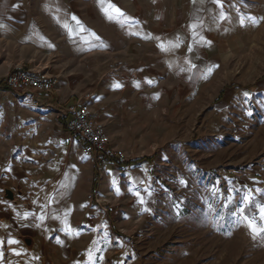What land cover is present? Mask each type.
<instances>
[{
    "label": "rangeland",
    "instance_id": "rangeland-1",
    "mask_svg": "<svg viewBox=\"0 0 264 264\" xmlns=\"http://www.w3.org/2000/svg\"><path fill=\"white\" fill-rule=\"evenodd\" d=\"M209 15L189 24L182 43L174 24L171 64L155 67L148 85L134 84L140 75L120 77L112 95L119 98L92 103L109 137L132 149L129 160L151 165L150 210L138 204L137 232L129 222L117 227L124 236L115 246L133 250L129 264H264V0H226ZM6 33L0 30V79L20 67L35 71L39 51ZM45 97L0 89L6 149L42 137L43 118L53 136L64 129ZM127 198L113 194L106 204L127 205Z\"/></svg>",
    "mask_w": 264,
    "mask_h": 264
},
{
    "label": "crops",
    "instance_id": "crops-1",
    "mask_svg": "<svg viewBox=\"0 0 264 264\" xmlns=\"http://www.w3.org/2000/svg\"><path fill=\"white\" fill-rule=\"evenodd\" d=\"M225 1L0 0V30L39 51L31 68L55 77L43 102L54 106L64 126L53 136L49 118H43V136L21 137L14 150L5 148L8 138L0 135V264H129L133 250L115 246L124 236L117 227L129 222L137 232L138 204L151 208L149 160L107 163L100 172L80 152V140L66 132L61 115L90 93L98 119L92 103L119 98L112 97L118 93L117 78L140 75L134 84L148 85L155 67L166 70L171 64L174 24L182 43L189 24H203L210 8ZM110 137V145L128 151ZM6 190L12 198H6ZM113 194L122 202L128 197L127 205H107Z\"/></svg>",
    "mask_w": 264,
    "mask_h": 264
},
{
    "label": "built area",
    "instance_id": "built-area-1",
    "mask_svg": "<svg viewBox=\"0 0 264 264\" xmlns=\"http://www.w3.org/2000/svg\"><path fill=\"white\" fill-rule=\"evenodd\" d=\"M10 90L20 92L30 89L34 93L50 94L55 87L56 80L39 70L29 71L19 68L5 78ZM90 93L82 94L78 99L64 108L62 117L66 118V132L80 140V152L100 172L101 166L107 163L116 166L126 165L129 161L127 154L110 145V137L106 131V124L95 119L91 108Z\"/></svg>",
    "mask_w": 264,
    "mask_h": 264
},
{
    "label": "trees",
    "instance_id": "trees-1",
    "mask_svg": "<svg viewBox=\"0 0 264 264\" xmlns=\"http://www.w3.org/2000/svg\"><path fill=\"white\" fill-rule=\"evenodd\" d=\"M0 89H2V90H6V89H8V86L6 85L5 78L0 79ZM223 91H224L223 89L220 91L219 96L217 97V100H219V99L221 98ZM143 158H146V157H141V159H143ZM139 160H140V159H136V160H134V161H139ZM93 182H94V183H93L92 192H94V190H95V188H96V185H97V178H94Z\"/></svg>",
    "mask_w": 264,
    "mask_h": 264
},
{
    "label": "snow or ice",
    "instance_id": "snow-or-ice-1",
    "mask_svg": "<svg viewBox=\"0 0 264 264\" xmlns=\"http://www.w3.org/2000/svg\"><path fill=\"white\" fill-rule=\"evenodd\" d=\"M217 2H219V0H217ZM115 11L118 13V14H122L119 12V9H115ZM109 18H112L111 16ZM211 71V69L209 70ZM121 85H119L118 83L114 85V87H120ZM250 227H252V225H250ZM255 230V229H254ZM10 243H16L15 241H10ZM17 255H19V253H17ZM0 256H2V253H0Z\"/></svg>",
    "mask_w": 264,
    "mask_h": 264
},
{
    "label": "water",
    "instance_id": "water-1",
    "mask_svg": "<svg viewBox=\"0 0 264 264\" xmlns=\"http://www.w3.org/2000/svg\"><path fill=\"white\" fill-rule=\"evenodd\" d=\"M5 196H6L7 199H10V198L13 197V192H12L11 190H6V191H5ZM26 242L29 243L30 240L27 239Z\"/></svg>",
    "mask_w": 264,
    "mask_h": 264
},
{
    "label": "bare ground",
    "instance_id": "bare-ground-1",
    "mask_svg": "<svg viewBox=\"0 0 264 264\" xmlns=\"http://www.w3.org/2000/svg\"><path fill=\"white\" fill-rule=\"evenodd\" d=\"M73 137V136H72ZM74 138H76V137H74Z\"/></svg>",
    "mask_w": 264,
    "mask_h": 264
}]
</instances>
